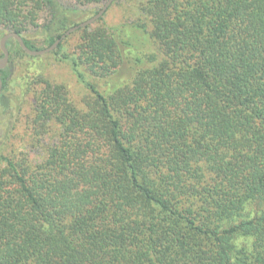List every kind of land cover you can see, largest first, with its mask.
<instances>
[{
    "label": "trees",
    "instance_id": "1",
    "mask_svg": "<svg viewBox=\"0 0 264 264\" xmlns=\"http://www.w3.org/2000/svg\"><path fill=\"white\" fill-rule=\"evenodd\" d=\"M58 3L0 0V37L38 50L30 24L47 47L100 9ZM136 7L50 52L86 81L81 100L35 76L38 158L0 150V264H264V0ZM6 47L2 88L28 55Z\"/></svg>",
    "mask_w": 264,
    "mask_h": 264
},
{
    "label": "rangeland",
    "instance_id": "2",
    "mask_svg": "<svg viewBox=\"0 0 264 264\" xmlns=\"http://www.w3.org/2000/svg\"><path fill=\"white\" fill-rule=\"evenodd\" d=\"M58 1L63 5L85 7L88 11L86 18L92 14L93 10L103 5L96 2L85 6L78 0ZM136 3L137 0H113L103 18L110 24L133 20L138 12ZM48 20L49 12L44 10L39 13L36 23L45 24ZM26 37L32 39L39 49L45 48L44 33L35 25H29ZM75 42L72 40L68 43L69 46L66 45L68 50L71 51ZM50 52L37 56L30 54L18 56L8 85L2 88L1 93L3 92L8 97L7 110L3 111L0 107V150L5 154H10L12 151L27 152L29 157L37 159L40 153L41 148L33 142L28 127V119L34 113L37 100V93L34 91L37 85L33 84L36 75L43 76L54 83L63 84L68 91L69 98L74 102L81 100L88 92L86 81L77 75L71 62L66 58L58 60Z\"/></svg>",
    "mask_w": 264,
    "mask_h": 264
},
{
    "label": "water",
    "instance_id": "3",
    "mask_svg": "<svg viewBox=\"0 0 264 264\" xmlns=\"http://www.w3.org/2000/svg\"><path fill=\"white\" fill-rule=\"evenodd\" d=\"M113 0H106L104 2V4L101 6V8L94 14L92 15L91 17L77 23L76 25H73L71 27H69L66 31H64L60 37L56 38L55 41L45 47V48H42V49H38V50H33L31 48H29L23 38L17 33V32H14V31H10V32H7L5 34H3L1 37H0V51H1V55H0V70L3 69L7 63H8V60H9V50L8 48L6 47V41L7 39L9 38H14L19 46L27 53V54H30V55H42L44 53H47V52H50L52 50H54L58 44L60 43L61 39L64 38L66 35H68L70 32L78 29L79 27H85L87 25H90L92 24L95 20H97L100 16H102V14L105 12V10L107 9V7L111 4ZM2 87H3V83H2V80L0 79V94H1V91H2Z\"/></svg>",
    "mask_w": 264,
    "mask_h": 264
}]
</instances>
